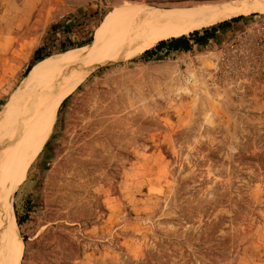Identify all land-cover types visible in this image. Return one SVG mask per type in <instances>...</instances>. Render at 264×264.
<instances>
[{
	"label": "rangeland",
	"instance_id": "rangeland-1",
	"mask_svg": "<svg viewBox=\"0 0 264 264\" xmlns=\"http://www.w3.org/2000/svg\"><path fill=\"white\" fill-rule=\"evenodd\" d=\"M230 1L0 0V116L123 7ZM240 17L188 53L78 69L14 195L19 264H264V13Z\"/></svg>",
	"mask_w": 264,
	"mask_h": 264
},
{
	"label": "bare ground",
	"instance_id": "bare-ground-1",
	"mask_svg": "<svg viewBox=\"0 0 264 264\" xmlns=\"http://www.w3.org/2000/svg\"><path fill=\"white\" fill-rule=\"evenodd\" d=\"M254 13H264V0H234L169 9L131 4L100 26V38L93 44L69 56L52 59L48 68L40 65L30 74L0 116V264L20 263L14 195L32 154L50 138L60 106L86 78L83 73L82 77L76 76L78 69L88 71L113 60L133 57L161 40L180 38ZM56 67V73L49 75ZM60 71L66 74L60 76ZM69 74L74 79L69 81L70 78L63 85ZM58 85L61 87L56 89Z\"/></svg>",
	"mask_w": 264,
	"mask_h": 264
},
{
	"label": "trees",
	"instance_id": "trees-1",
	"mask_svg": "<svg viewBox=\"0 0 264 264\" xmlns=\"http://www.w3.org/2000/svg\"><path fill=\"white\" fill-rule=\"evenodd\" d=\"M253 15V14H252ZM243 17H239L227 22L220 23L217 28H212V29H204V31H194L192 34L190 33L189 36H182L180 38H172L168 40H161L158 42V45L154 47L152 50H148L142 54L141 58L146 59L152 57V55L164 53V56L168 57L172 53H177V52H191L194 46H202L206 44L209 40L213 39L216 33L220 30L226 31L233 23L238 22L242 20ZM96 40H91L89 39L85 43L81 45H72L71 48H78L82 46L89 45L93 43ZM67 48L63 47L60 52L66 51ZM45 51V46L40 47L37 49L34 53V58H33V63H38L44 61L46 58L49 56L43 57L41 56L42 53ZM32 70V65H30L27 68V71L24 75V77L28 76ZM24 220L22 217H18V225L22 226L24 224ZM25 242L27 239L24 240Z\"/></svg>",
	"mask_w": 264,
	"mask_h": 264
},
{
	"label": "built area",
	"instance_id": "built-area-1",
	"mask_svg": "<svg viewBox=\"0 0 264 264\" xmlns=\"http://www.w3.org/2000/svg\"><path fill=\"white\" fill-rule=\"evenodd\" d=\"M149 3H198L209 0H144Z\"/></svg>",
	"mask_w": 264,
	"mask_h": 264
}]
</instances>
